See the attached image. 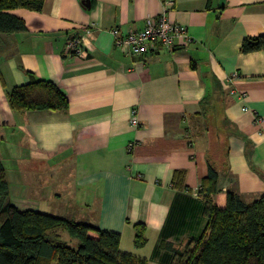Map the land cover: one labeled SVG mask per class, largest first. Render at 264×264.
Instances as JSON below:
<instances>
[{
    "label": "crops",
    "instance_id": "0c3cea01",
    "mask_svg": "<svg viewBox=\"0 0 264 264\" xmlns=\"http://www.w3.org/2000/svg\"><path fill=\"white\" fill-rule=\"evenodd\" d=\"M90 1L15 8L25 29L0 33V155L17 162L15 193L31 194L12 202L117 231L121 250L175 264L205 228L210 164L219 207L229 190L246 202L264 194V48H240L264 34V0ZM163 13L189 42L143 56L115 43L113 27L137 30ZM72 35L85 39L79 53L67 50ZM29 70L67 94L66 111L10 106ZM136 223L146 225L141 247Z\"/></svg>",
    "mask_w": 264,
    "mask_h": 264
},
{
    "label": "trees",
    "instance_id": "16d2710c",
    "mask_svg": "<svg viewBox=\"0 0 264 264\" xmlns=\"http://www.w3.org/2000/svg\"><path fill=\"white\" fill-rule=\"evenodd\" d=\"M82 3V1H81ZM44 0H0V33L24 30L15 8L41 10ZM83 5V3H82ZM84 6V5H83ZM243 52L264 48V34L245 38ZM30 81L8 91L15 110H60L69 107L67 94L50 79L27 71ZM10 180L0 155V264H148L144 257L120 249V233L33 208H20L9 199ZM218 172L210 164L200 192L207 217L201 235L179 252L175 264H264V194L246 202L229 190L219 207ZM146 225L135 224V245L144 246ZM62 232L78 240L63 239ZM91 232L93 234H91Z\"/></svg>",
    "mask_w": 264,
    "mask_h": 264
},
{
    "label": "built area",
    "instance_id": "2783aa9c",
    "mask_svg": "<svg viewBox=\"0 0 264 264\" xmlns=\"http://www.w3.org/2000/svg\"><path fill=\"white\" fill-rule=\"evenodd\" d=\"M173 3L174 0H166ZM115 43L125 47L133 55L143 56L148 53L158 51L162 47L172 48L180 43L185 44L191 40L188 27L185 24L171 21L166 14H160L157 18L148 16L142 28L128 30L121 33L118 27L112 28ZM84 37L72 35L66 43L69 53H79L84 44ZM237 76L235 72L233 77ZM237 92L232 89L231 93ZM241 98L246 97L245 92H238ZM244 109H248L247 106ZM137 123L136 119L132 120ZM139 176V175H138Z\"/></svg>",
    "mask_w": 264,
    "mask_h": 264
},
{
    "label": "rangeland",
    "instance_id": "374dc122",
    "mask_svg": "<svg viewBox=\"0 0 264 264\" xmlns=\"http://www.w3.org/2000/svg\"><path fill=\"white\" fill-rule=\"evenodd\" d=\"M4 159H5L4 160L5 165L7 167L8 178L10 180V190H9V196L8 197H9V199L11 201L14 200L18 204L23 205L24 203H27V202L30 201V195L31 194H29L28 192L22 193L21 191L18 192V193H15V190H14V175L15 174L14 173H15L16 168H17V166H16L17 162L13 160V157H11V155L9 157L7 155H4ZM27 170L28 169H26V168L25 169H21V172L23 174H28V171ZM39 171H42L41 172L42 175H43L42 178H43V181H45L44 180L45 177H46V175H45V171H46L45 168H41V169H39ZM26 181H27V179H26ZM34 188H37V187L34 186ZM39 189H41V188H39ZM32 202L35 203V201H32ZM91 234H93V233L91 232ZM62 236H63V239L66 240L69 244H71V245H75L76 244V241L73 240L71 238V236H69L67 233H64Z\"/></svg>",
    "mask_w": 264,
    "mask_h": 264
},
{
    "label": "water",
    "instance_id": "95a60500",
    "mask_svg": "<svg viewBox=\"0 0 264 264\" xmlns=\"http://www.w3.org/2000/svg\"><path fill=\"white\" fill-rule=\"evenodd\" d=\"M83 5L90 8L91 7V1L90 0H81Z\"/></svg>",
    "mask_w": 264,
    "mask_h": 264
}]
</instances>
